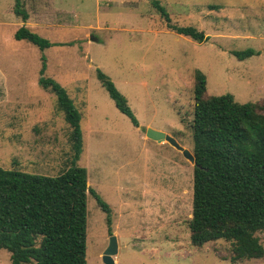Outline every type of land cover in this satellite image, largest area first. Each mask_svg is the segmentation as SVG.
<instances>
[{"label": "rangeland", "instance_id": "rangeland-1", "mask_svg": "<svg viewBox=\"0 0 264 264\" xmlns=\"http://www.w3.org/2000/svg\"><path fill=\"white\" fill-rule=\"evenodd\" d=\"M21 1L25 21L14 14V0H0V166L55 176L72 156L56 94L38 84L42 52L13 36L25 25L64 44L43 51L45 76L67 90L80 113L78 164L110 208L109 233L106 213L87 194V264H103L111 234L116 264H264V255L232 262L223 239L192 245L194 165L145 135L147 128L165 132L192 153L197 69L206 75V95L231 93L264 106V0H158L171 24L203 31V42L169 29L152 0ZM247 48L257 54H232ZM96 68L127 98L138 127L117 109ZM256 235L264 247V231ZM0 264H10L5 249Z\"/></svg>", "mask_w": 264, "mask_h": 264}, {"label": "trees", "instance_id": "trees-1", "mask_svg": "<svg viewBox=\"0 0 264 264\" xmlns=\"http://www.w3.org/2000/svg\"><path fill=\"white\" fill-rule=\"evenodd\" d=\"M152 4L177 34L198 42L207 38L193 26L171 24L165 7L158 0ZM13 12L23 21L29 17L21 0H14ZM13 36L42 52L38 84L56 94L58 108L71 128L72 156L67 168L55 176L0 166V249L10 253V264H87V194L106 213L109 233L110 208L89 188L87 170L78 164L80 113L67 90L45 76L43 51L64 44L51 42L25 25ZM232 54L242 60L257 53L247 48ZM95 74L117 109L138 127L127 98L110 77L98 68ZM206 83V75L197 69L190 123L195 160L190 241L195 246L229 241L232 262L261 258L264 247L256 233L264 231V106L237 102L231 93L206 95Z\"/></svg>", "mask_w": 264, "mask_h": 264}, {"label": "water", "instance_id": "water-1", "mask_svg": "<svg viewBox=\"0 0 264 264\" xmlns=\"http://www.w3.org/2000/svg\"><path fill=\"white\" fill-rule=\"evenodd\" d=\"M145 135L147 138L157 141V142H161V141L168 142L171 146L181 151L182 155L185 158H187L193 165H195L193 153H191L188 149L182 147L169 134L159 131V130L152 129V128H147ZM117 251H118L117 237L114 234H111L108 238L107 247L102 253L103 264H116L114 256L117 254Z\"/></svg>", "mask_w": 264, "mask_h": 264}, {"label": "crops", "instance_id": "crops-1", "mask_svg": "<svg viewBox=\"0 0 264 264\" xmlns=\"http://www.w3.org/2000/svg\"><path fill=\"white\" fill-rule=\"evenodd\" d=\"M69 94V93H68ZM70 96V95H69ZM128 101V100H127Z\"/></svg>", "mask_w": 264, "mask_h": 264}]
</instances>
